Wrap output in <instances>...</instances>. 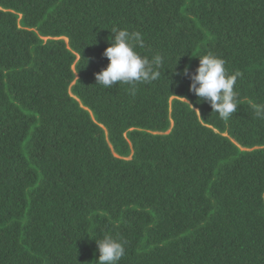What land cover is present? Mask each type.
Masks as SVG:
<instances>
[{
    "label": "trees",
    "instance_id": "1",
    "mask_svg": "<svg viewBox=\"0 0 264 264\" xmlns=\"http://www.w3.org/2000/svg\"><path fill=\"white\" fill-rule=\"evenodd\" d=\"M114 27L164 59L135 95L96 84ZM209 52L241 73L228 119L182 74ZM253 104L264 0H0V264H98L105 234L119 264H264Z\"/></svg>",
    "mask_w": 264,
    "mask_h": 264
},
{
    "label": "clouds",
    "instance_id": "2",
    "mask_svg": "<svg viewBox=\"0 0 264 264\" xmlns=\"http://www.w3.org/2000/svg\"><path fill=\"white\" fill-rule=\"evenodd\" d=\"M109 46L105 48L103 56L109 61L106 68L95 74L96 84L105 88L114 84L123 83L130 85V94L135 95V85L138 83H151L159 79L160 68L164 59L155 55L149 60L136 51L145 47L142 34L139 31L113 28ZM199 65L194 73L188 68L182 70L191 83L189 90L198 98L207 101L212 110L222 119H228L237 110V92L234 90L239 72L229 74L225 67V60L209 52L198 56ZM177 75L181 73H176ZM193 111L189 102L183 98ZM256 118L264 119V105H252ZM99 256L98 264H119L125 256L124 241L120 237L105 234L102 239L96 240Z\"/></svg>",
    "mask_w": 264,
    "mask_h": 264
}]
</instances>
